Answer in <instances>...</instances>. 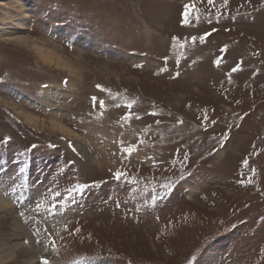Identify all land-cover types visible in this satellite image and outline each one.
I'll return each mask as SVG.
<instances>
[{
	"label": "rangeland",
	"instance_id": "1",
	"mask_svg": "<svg viewBox=\"0 0 264 264\" xmlns=\"http://www.w3.org/2000/svg\"><path fill=\"white\" fill-rule=\"evenodd\" d=\"M0 191L40 264H264V0H0Z\"/></svg>",
	"mask_w": 264,
	"mask_h": 264
},
{
	"label": "bare ground",
	"instance_id": "2",
	"mask_svg": "<svg viewBox=\"0 0 264 264\" xmlns=\"http://www.w3.org/2000/svg\"><path fill=\"white\" fill-rule=\"evenodd\" d=\"M24 16L25 15H22L19 18L20 19V23H19V27L20 28L22 27L21 22L23 21L22 19H24ZM14 41H16L18 44L25 45V47L26 46H31L37 53H39V55L43 56L44 59H47V60H49L51 62L54 61V63L56 65L64 64L65 69L69 73H71V74L73 73V71L70 68V64H69L71 61H69V63H68V61H65L64 59L59 57L57 52L54 51L51 47L45 46L44 44L39 45L37 40H34L33 38L31 39L29 37H26L24 39H20L17 36ZM54 47H56V46H54ZM76 57H77V55H76ZM74 61H75V59H74ZM73 65L75 66V64H72V67H73ZM78 68H80V67H78ZM19 114H21V112ZM22 117L24 119H28L32 123H35V124L38 123L37 119H35L34 117H31V116H29L27 114H23ZM42 125L43 124H41V126ZM50 125H52V129L53 130L55 129L57 131H61V133L63 132L65 135H70L71 134L66 129V127H63L58 122H54V121L52 122L51 121ZM78 148L80 149L81 153L85 156V158H86L88 163L97 164L99 166L101 165V163L99 161H96L95 159L91 158V156L89 154H87L86 150L83 147L80 148V146L78 145ZM1 193H2V191H0V235L2 233H4V231H8L7 232L8 236L0 238V262L3 263V260H4V261H6L8 263L10 258L14 257V254H13L14 248L15 247H19V248H22L20 250V256H21V258H23V259H21L22 262H24V263H27V262L28 263H32L33 261H36L37 264H40L39 263V257L45 255L44 254V251H45L44 247L38 248V249L36 247H34L33 245L31 247H26L25 245L21 247V245H23V243L21 242V239H26V238L30 239V237H29V233L30 232L27 231V229L22 225L20 218L17 215L16 216L13 215L12 211H15L16 207H15V205H13V202L11 200L12 196L3 197V196H1ZM11 212H12V215H11ZM55 221H56V219H54L53 222H55ZM25 256L28 259L25 260L24 259ZM41 264H43V263H41Z\"/></svg>",
	"mask_w": 264,
	"mask_h": 264
},
{
	"label": "snow or ice",
	"instance_id": "3",
	"mask_svg": "<svg viewBox=\"0 0 264 264\" xmlns=\"http://www.w3.org/2000/svg\"><path fill=\"white\" fill-rule=\"evenodd\" d=\"M207 3H208L209 5H213V4L215 3V0H207ZM227 4H228V0H224V5H227ZM183 9H184V10H183V13H182V16H183L182 23H183V24H185V25H191V24H192V20L190 19V16L192 15L193 12L197 13V15H196V17H195L196 21H199V20H200L199 9L196 7V4H195L194 2H193V3H189V4H185V5L183 6ZM217 15H219V13H218ZM216 31H217V29L213 28L211 32H205L203 35H201V36H199V37L192 36V37H191V42H192V43H195V42L197 41V39H199L200 43H204L205 38L208 37V36H210L213 32H216ZM172 41H173V46L179 45L180 48H183V47L185 46V43H187V40H185L184 43H180V38H179V37H172ZM226 48H227V46H225V49H226ZM225 49H222V51L225 50ZM216 63H217V65H219V64L221 63V60L218 58V59L216 60ZM232 71H233V72H236V71H237V68H233ZM65 83H67V80H65ZM96 87H97V88H101L102 91H106V92H109V93L111 92L110 89L102 88V86L99 85V84L96 85ZM117 95H118V94H117ZM92 101H93V106H95L96 103H97V98H96L95 96L92 97ZM134 103H135V101H132V102H130V103H127V104H126V107H127L128 109H131V108L133 107V104H134ZM99 105H100L101 107H103V106H104V101H102V100L99 101ZM118 107H119V106H118ZM131 118H133V113H132V112H128V113H126V114L122 117V119H124V120H128V119H131ZM207 118H208V117L205 116V119H207ZM228 138H229V137H228L227 133H225L223 136L220 137V141H219V142H220V146H221V147H223L224 142L227 141ZM33 147H35V146L33 145ZM124 151H125V152H129V153H131V152H134L135 149H134L133 147H131V146H128V147H126V148L124 149ZM186 158H187V157H185V159H186ZM243 164H244V166L247 167L248 164H249L248 160H247V159L243 160ZM253 171H255V170L253 169ZM127 177H128V174H127L126 172H124V171L117 170V171L114 173V178H115L116 180H118V181L121 180L122 178L127 179ZM249 183H251V181H249ZM87 187H88L87 184H77L75 188L71 189V190L68 192V195L71 196L73 192H77V191H79V192H83L84 189L87 188ZM162 187H163L164 189L170 191V190L172 189L173 185H172L171 182H169V183L163 184ZM60 195H61V194H60L59 192H56V193H55V196H57V197H59ZM151 199H152V200H155L156 197H155V196H152ZM146 202H147V201H146ZM60 203L62 204L63 201H60ZM117 206H119V205H117ZM40 209H41V204H39V203L36 204L34 211H37V212H38V211H40ZM56 209H57V205H56V203H52V204H51V209H50V210H51V211H55ZM157 219H158V218H157ZM65 227H67V225H65ZM39 231H40V230L37 229V232H39ZM77 231H79V230L77 229ZM50 246H51V248H52L53 250L56 249V242H55V240L50 241ZM45 264H47V261H45Z\"/></svg>",
	"mask_w": 264,
	"mask_h": 264
}]
</instances>
